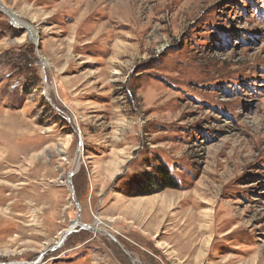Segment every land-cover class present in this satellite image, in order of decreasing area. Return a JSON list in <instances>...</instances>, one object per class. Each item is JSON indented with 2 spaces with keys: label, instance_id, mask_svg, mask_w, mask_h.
Segmentation results:
<instances>
[{
  "label": "rangeland",
  "instance_id": "1",
  "mask_svg": "<svg viewBox=\"0 0 264 264\" xmlns=\"http://www.w3.org/2000/svg\"><path fill=\"white\" fill-rule=\"evenodd\" d=\"M0 1V264H264V0Z\"/></svg>",
  "mask_w": 264,
  "mask_h": 264
},
{
  "label": "bare ground",
  "instance_id": "2",
  "mask_svg": "<svg viewBox=\"0 0 264 264\" xmlns=\"http://www.w3.org/2000/svg\"><path fill=\"white\" fill-rule=\"evenodd\" d=\"M0 10L1 11H6L7 12V14H9L8 16L10 17V21H11V23L16 27H24V29L28 32V37H29V41H31V42H33L34 44H36V37H37V35H36V32L34 31V30H32L30 27H29V25H26V24H23V23H21L20 21H18L14 16H12L10 13H9V11L7 10V9H5V6L3 5V3L0 1ZM82 146V145H81ZM83 149H84V146L82 147V149L79 147V149H78V155H79V157H80V153L83 151ZM77 159H79V158H76L75 159V161H74V164H73V171L74 172H76V170L78 169V160ZM73 172V173H74ZM67 179H68V181H69V177H67ZM70 188V187H69ZM100 225H102V222L99 220V219H97V221H96V225L94 226V227H92V226H84L80 221H73V223L70 225V227H69V229H66L64 232H63V235L61 236V239H60V243H63L64 242V240L66 239V237H65V235H66V233H67V231H73L76 227H81L82 228V230H92L93 232H96V231H100ZM86 228V229H85ZM102 229V228H101ZM86 230V231H87ZM74 232H76V231H73V232H69V233H74ZM70 235V234H69ZM65 237V238H64ZM58 242V243H59ZM60 243H59V245H60Z\"/></svg>",
  "mask_w": 264,
  "mask_h": 264
},
{
  "label": "water",
  "instance_id": "3",
  "mask_svg": "<svg viewBox=\"0 0 264 264\" xmlns=\"http://www.w3.org/2000/svg\"><path fill=\"white\" fill-rule=\"evenodd\" d=\"M72 174H73V170H70V172L68 173V175H67V177H69V182H70V178L72 177ZM70 189H71V193H73L72 192V187L70 186ZM77 221H80L79 220V218H78V216H77V219H76ZM80 229H82V228H80ZM69 232H73V231H67V233H66V235H65V237H67L69 234H71V233H69ZM64 237V238H65ZM130 258V257H129ZM132 261H134L135 263H137V264H140L139 262H137L136 260H134V259H132V258H130Z\"/></svg>",
  "mask_w": 264,
  "mask_h": 264
},
{
  "label": "trees",
  "instance_id": "4",
  "mask_svg": "<svg viewBox=\"0 0 264 264\" xmlns=\"http://www.w3.org/2000/svg\"><path fill=\"white\" fill-rule=\"evenodd\" d=\"M165 171H166V170H165ZM165 171H164V173H163V175H164V176H163V182H165V183L169 184V186H171V185H170V184H171V183H170V180H171V179H170V177L168 176L167 172H165Z\"/></svg>",
  "mask_w": 264,
  "mask_h": 264
},
{
  "label": "built area",
  "instance_id": "5",
  "mask_svg": "<svg viewBox=\"0 0 264 264\" xmlns=\"http://www.w3.org/2000/svg\"><path fill=\"white\" fill-rule=\"evenodd\" d=\"M80 148L82 149V146H80Z\"/></svg>",
  "mask_w": 264,
  "mask_h": 264
}]
</instances>
